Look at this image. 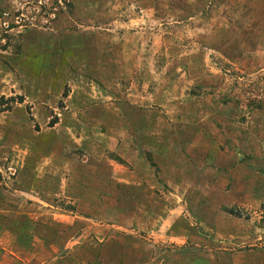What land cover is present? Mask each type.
Here are the masks:
<instances>
[{
    "label": "rangeland",
    "instance_id": "374dc122",
    "mask_svg": "<svg viewBox=\"0 0 264 264\" xmlns=\"http://www.w3.org/2000/svg\"><path fill=\"white\" fill-rule=\"evenodd\" d=\"M0 264H264V0H0Z\"/></svg>",
    "mask_w": 264,
    "mask_h": 264
}]
</instances>
